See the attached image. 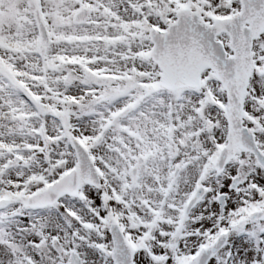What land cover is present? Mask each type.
Wrapping results in <instances>:
<instances>
[{
    "label": "snow or ice",
    "instance_id": "snow-or-ice-1",
    "mask_svg": "<svg viewBox=\"0 0 264 264\" xmlns=\"http://www.w3.org/2000/svg\"><path fill=\"white\" fill-rule=\"evenodd\" d=\"M0 264H264V0H0Z\"/></svg>",
    "mask_w": 264,
    "mask_h": 264
}]
</instances>
